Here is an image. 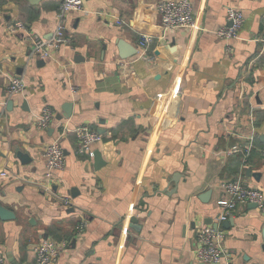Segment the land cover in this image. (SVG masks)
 <instances>
[{
	"label": "crops",
	"instance_id": "1",
	"mask_svg": "<svg viewBox=\"0 0 264 264\" xmlns=\"http://www.w3.org/2000/svg\"><path fill=\"white\" fill-rule=\"evenodd\" d=\"M61 1L0 0V204L14 214L0 218L3 264H35L44 239L66 241L51 264H199L196 232L215 222L221 183L242 176L264 196V0H189L194 26L165 36L160 0H82L67 41L36 55L29 35L52 39ZM230 6L243 24L220 39ZM16 21L25 30L10 33ZM119 39L136 52L119 56ZM12 76L22 92L8 94ZM80 125L100 135L98 167L77 152ZM58 139L65 166L46 178ZM229 219V264H264V213L239 203Z\"/></svg>",
	"mask_w": 264,
	"mask_h": 264
},
{
	"label": "built area",
	"instance_id": "2",
	"mask_svg": "<svg viewBox=\"0 0 264 264\" xmlns=\"http://www.w3.org/2000/svg\"><path fill=\"white\" fill-rule=\"evenodd\" d=\"M82 0H62L57 14V24L52 39L45 40L37 35H29L32 52L42 57L46 56V47L57 48L67 41L66 38V20L67 14L72 11H82ZM156 10L161 18V36L179 28H192L194 19L192 17V7L189 0H160L156 5ZM227 19L230 25L218 29L215 33L220 39H230L238 36L239 30L243 24V14L239 9L227 7ZM84 12V11H83ZM121 23L120 20H117ZM25 30V24L16 21L8 25L10 33H16ZM155 36L148 33L140 34L138 38V47L142 50V57L146 55L147 48L154 40ZM24 89V82L20 76H12L8 80V94H17ZM53 119V112L45 108L37 119V126L44 129ZM77 133V152L80 155L93 157L92 144L100 139V135L87 125L76 127ZM253 137H250L244 148L238 149L233 146L230 152L243 151V157L249 156L253 147ZM264 157V145L260 148ZM46 171L45 177L50 178L54 170L63 169L65 166V155L63 148L58 140L48 144L45 148ZM2 175L6 176L5 172ZM223 196L217 200V206L220 209L215 218L217 227L206 225L199 228L196 232V240L199 244L197 253L198 260L206 264H229V253L224 246V231L219 228L220 223L233 217L234 211L239 203L255 204L264 213V196L261 190L250 187L246 184L242 176L227 180L221 183ZM64 205H70L68 198L63 199ZM66 247V241H53L44 239L38 243L34 249L35 264H51L56 260L58 254ZM4 263L3 256L0 255V264Z\"/></svg>",
	"mask_w": 264,
	"mask_h": 264
},
{
	"label": "water",
	"instance_id": "3",
	"mask_svg": "<svg viewBox=\"0 0 264 264\" xmlns=\"http://www.w3.org/2000/svg\"><path fill=\"white\" fill-rule=\"evenodd\" d=\"M117 47H118V51H119V56L124 57V58L128 57V56H130V55H132V54H134L136 52V49L132 45L127 44L125 41H123L121 39L118 40ZM8 104H12V101L9 100ZM64 109L66 110V115H70V112H71L70 104L66 105L64 107ZM57 118L59 119L60 117L58 116ZM261 137H262V139L264 141V134ZM93 159H94L95 167H98L99 165L104 163L102 161L101 154L98 151H94L93 152ZM252 205L255 206V204H252ZM12 217H14L13 212L11 210H9L8 208H6L5 206L0 204V218L1 219H9V218H12ZM229 220L224 221L222 224L225 225ZM130 222L132 224L137 223V218L131 217L130 218ZM133 226L134 225H132V227ZM212 226L214 228H216L217 227V223L216 222L212 223ZM263 235H264V232H263ZM11 262H12V264H21V263H19L17 261H11ZM27 264H33V263H27ZM199 264H206V263L200 262ZM210 264H213V263H210Z\"/></svg>",
	"mask_w": 264,
	"mask_h": 264
}]
</instances>
